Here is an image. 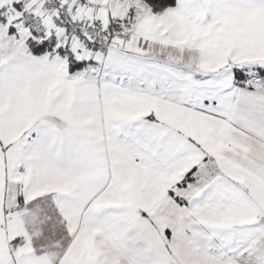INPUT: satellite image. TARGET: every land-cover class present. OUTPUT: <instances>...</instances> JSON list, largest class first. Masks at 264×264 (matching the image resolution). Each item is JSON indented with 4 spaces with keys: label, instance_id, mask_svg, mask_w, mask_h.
<instances>
[{
    "label": "snow or ice",
    "instance_id": "obj_1",
    "mask_svg": "<svg viewBox=\"0 0 264 264\" xmlns=\"http://www.w3.org/2000/svg\"><path fill=\"white\" fill-rule=\"evenodd\" d=\"M0 264H264V0H0Z\"/></svg>",
    "mask_w": 264,
    "mask_h": 264
}]
</instances>
